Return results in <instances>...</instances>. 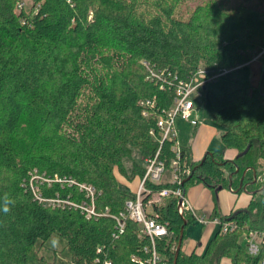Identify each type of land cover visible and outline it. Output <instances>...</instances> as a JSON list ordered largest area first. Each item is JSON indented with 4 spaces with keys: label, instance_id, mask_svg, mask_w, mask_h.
Returning a JSON list of instances; mask_svg holds the SVG:
<instances>
[{
    "label": "trees",
    "instance_id": "1",
    "mask_svg": "<svg viewBox=\"0 0 264 264\" xmlns=\"http://www.w3.org/2000/svg\"><path fill=\"white\" fill-rule=\"evenodd\" d=\"M184 1L33 0L29 12H18L19 0H0V206L5 196L14 201L7 214L0 211V264H48L37 243L43 247L55 234L66 240L71 264H137L133 256L146 245L137 224L128 221L120 234L110 217L88 220L69 204L89 201L79 186L97 189L100 212L117 215L135 199L146 166L136 165L129 178L124 160L135 152L155 156L160 143L150 132L173 105V88L149 81V69L168 80H189L201 68L211 77L264 49L263 10L223 0L191 10ZM259 64L258 81L223 95L209 91L225 151L207 153L203 162L182 147V163L192 170L185 194L204 183L215 193L245 192L249 203L216 212L234 231L219 228L205 249L181 250L176 258L184 219L189 225L195 218H183L176 199L165 200L158 219L169 235L159 251L172 264H221L224 257L261 264L263 254L251 256L239 241L264 232V57ZM154 99L155 108L140 104ZM171 147L162 145L168 166ZM226 150L236 156L228 159ZM116 169L128 181L139 177L134 190L120 186Z\"/></svg>",
    "mask_w": 264,
    "mask_h": 264
},
{
    "label": "built area",
    "instance_id": "2",
    "mask_svg": "<svg viewBox=\"0 0 264 264\" xmlns=\"http://www.w3.org/2000/svg\"><path fill=\"white\" fill-rule=\"evenodd\" d=\"M264 57V49L256 54L255 60ZM149 69V65L145 64ZM238 65L233 69H224L220 72L207 77V72L201 68L189 80H177V77L171 75V79L165 76V73H159L149 69L148 80L159 85L162 90L173 88V105L171 109L164 110L157 118V129L152 130L150 134L160 143L159 149L154 157L145 161L146 172L144 178L136 191L134 200H129L125 204V209L117 215H114L107 208L104 212L98 211L96 198L97 195L91 189L87 190L86 195L89 201L83 204L69 203L71 206L80 209L88 220L99 219L101 217H110L116 221V227L120 234L126 230L127 222L132 221L138 226V236L146 241L143 247V255L133 256L137 264H172L159 251V243L169 235L167 223L158 219L159 210L165 204V200L173 198L177 200L178 212L181 216L191 215L198 219L201 224H213L219 226L222 232L234 231L236 225L230 222L223 223L219 218H213L210 223L206 217H199L182 188L186 179L192 175L191 168L184 162L182 163V147L178 146V135L176 128L177 119L184 120L190 125L196 127L201 124L197 116V107L193 100L195 93L202 91L208 86V83L215 82L228 75L231 71L242 68ZM142 107L155 108L156 100L142 101ZM144 116L149 117V110H144ZM172 142L171 152L175 155L168 166L166 159H161L162 145L164 142ZM170 172L171 179L164 180L165 175ZM149 184H165L172 187H165L159 191H154L148 187ZM181 201V205H180ZM251 240L248 252L251 256L257 257L263 254L261 264H264V232H251L248 235ZM96 260L95 264H98ZM111 264V262H106Z\"/></svg>",
    "mask_w": 264,
    "mask_h": 264
},
{
    "label": "rangeland",
    "instance_id": "3",
    "mask_svg": "<svg viewBox=\"0 0 264 264\" xmlns=\"http://www.w3.org/2000/svg\"><path fill=\"white\" fill-rule=\"evenodd\" d=\"M218 0H185V7L188 9H195L207 4H213ZM229 7L235 8L236 6L243 4L248 7L257 8L264 11V0H223ZM33 5V0H19L17 11L19 12L23 8L26 11H30ZM258 62L254 58L249 63L242 65L243 67L237 70L231 71L225 77L216 80L215 82L208 83V90L206 92H197L194 95V102L197 107V116L201 121V124L196 127L190 125L188 122L177 119L176 128L178 135V146L184 148H190L192 150V155L195 161H199L205 157L207 153H222L225 148L221 143V135L225 132V129L220 127L213 121L212 109L209 100V91L213 90L218 94H225L229 91L234 90L239 85L248 84L254 81V68L251 65ZM183 149V148H182ZM232 154L231 151L226 150ZM229 154V155H230ZM149 158H143L138 152L133 154L132 159L124 160V168L126 170L127 176L130 178L133 174V169L136 165L145 167V161ZM116 173L119 175L118 169ZM138 176L133 181H128L126 176L119 175L120 186L124 190H134ZM171 179V173L168 172L164 180L169 181ZM73 184V183H70ZM82 187H87L94 191L96 195L98 194L97 189L91 184L82 183L79 188L81 191H86ZM186 197L195 209L197 216L206 217L210 223L213 218H216V212L221 215H226L228 211L233 208H237L240 204L249 203V194L241 193L235 194L231 192L229 188H225L217 193L213 192L204 183H196L194 185H189L186 189ZM87 201H83V204ZM75 203V202H74ZM237 210V209H236ZM219 226L211 227L209 224L203 225L198 219L189 224L186 227V237L184 239L182 250L189 254L193 251L205 249L208 242L214 238L215 233L218 231ZM240 244L248 249L251 240L243 236L239 239ZM198 245H202L198 247ZM37 248L40 250V255L45 257L48 264H71V253L67 248L66 240L59 235H53L45 245L42 247V243L39 241L37 243ZM221 264H234L232 260L228 257H224Z\"/></svg>",
    "mask_w": 264,
    "mask_h": 264
},
{
    "label": "crops",
    "instance_id": "4",
    "mask_svg": "<svg viewBox=\"0 0 264 264\" xmlns=\"http://www.w3.org/2000/svg\"><path fill=\"white\" fill-rule=\"evenodd\" d=\"M248 65H251L253 68H254V71H253V74H254V81L253 82H255V81H258V79H259V74H260V64L258 63V62H255V63H252V64H248ZM199 127V126H198ZM229 151H231L232 152V154H230L228 151H227V153H226V157L228 158V159H233L235 156H236V153L235 152H233L232 150H229ZM230 154V155H229ZM194 159V158H193ZM195 160V159H194ZM202 160V159H201ZM200 161V160H199ZM247 204V203H246ZM246 204L244 205V204H240V206L239 207H237V208H235V209H233V208H231L229 211H228V213H230V212H232L233 210H236V209H244V208H246L247 206H246ZM227 213V214H228ZM211 227H215L216 225H213V224H209ZM198 247H201L202 248V245H198ZM190 254V253H189Z\"/></svg>",
    "mask_w": 264,
    "mask_h": 264
},
{
    "label": "water",
    "instance_id": "5",
    "mask_svg": "<svg viewBox=\"0 0 264 264\" xmlns=\"http://www.w3.org/2000/svg\"><path fill=\"white\" fill-rule=\"evenodd\" d=\"M206 160V157L203 159V162H205ZM231 178V177H230ZM191 180V177H189L185 182H188ZM264 191V186L260 189V192H263ZM250 194H255V193H250ZM180 205H181V201H180ZM184 218V217H183ZM188 223L186 222V220L184 219V226L182 227L181 229V236H180V240H179V243H178V246H177V251H176V258L177 256L179 255L180 251L182 250V242H183V238H184V234H185V228L187 227Z\"/></svg>",
    "mask_w": 264,
    "mask_h": 264
},
{
    "label": "clouds",
    "instance_id": "6",
    "mask_svg": "<svg viewBox=\"0 0 264 264\" xmlns=\"http://www.w3.org/2000/svg\"><path fill=\"white\" fill-rule=\"evenodd\" d=\"M14 201L10 200L7 196L3 198L2 206H0V211L7 214L10 211V205L13 204Z\"/></svg>",
    "mask_w": 264,
    "mask_h": 264
}]
</instances>
